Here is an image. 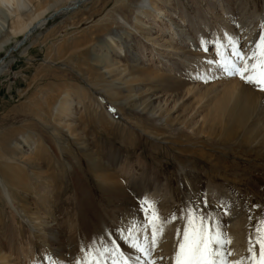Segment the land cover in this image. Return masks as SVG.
Instances as JSON below:
<instances>
[{
  "label": "rangeland",
  "instance_id": "rangeland-1",
  "mask_svg": "<svg viewBox=\"0 0 264 264\" xmlns=\"http://www.w3.org/2000/svg\"><path fill=\"white\" fill-rule=\"evenodd\" d=\"M73 1L24 0L23 25L48 19L27 40L3 19L0 264H57L68 242L67 255L97 264L150 259L164 244L176 253L189 213L212 234L235 230L253 264L264 221V99L253 91H264L218 67L215 45L250 55L264 24L256 39L244 27L264 0H88L50 18ZM207 56L208 75L196 68Z\"/></svg>",
  "mask_w": 264,
  "mask_h": 264
},
{
  "label": "bare ground",
  "instance_id": "bare-ground-1",
  "mask_svg": "<svg viewBox=\"0 0 264 264\" xmlns=\"http://www.w3.org/2000/svg\"><path fill=\"white\" fill-rule=\"evenodd\" d=\"M85 1H88V0H74L73 2H71V4L67 7V8H64V9H60L61 11H59L58 12V10L56 11V12H54V13H52L53 15L52 16H50V18H52V17H56V16H59L58 14L60 13H70V12H75L76 10V8H78V6L80 5V4H82L83 2H85ZM138 5H140L142 8L143 7H145L146 5H147V1L146 0H141V2H139L138 3ZM22 8H26V4H25V2H24V0H0V31H4V29H5V21H3V19L4 20H6V19H8V18H11V19H13L14 20V22H13V24H11V26H10V29H9V33L8 34H10V35H12V36H14V35H16V34H18V33H22L23 34V37H25V40H27L31 35H32V33H34V31L35 30H37V29H40V28H42L43 27V25L45 24V22L48 20L47 18H39L40 16H37L36 18H39V19H34L35 21L33 22V20L32 21H30L28 24H25V25H23L22 23H21V18H20V16H19V13L18 12H20L21 10L20 9H22ZM78 10V9H77ZM9 15H11V17H9ZM63 15V14H62ZM162 15V14H161ZM179 15V14H178ZM64 16V15H63ZM163 16V15H162ZM168 17V16H167ZM178 18L180 19V21L182 22L180 25H184V23H185V21H187L188 23H189V20H190V16L188 15V14H184V13H181V15L180 16H178ZM170 21V20H169ZM33 22V23H32ZM246 23H248V22H246ZM264 24V8H262L261 9V11L258 13V11H257V13H254L253 14V27L251 26V28L248 26V25H246V27H244L245 28V30H246V34L244 35V37H245V40H247V38L248 37H250L251 35H252V32H253V38H255L254 36V34H255V32H256V28H258L259 26H261V25H263ZM159 32H162L164 29H166L167 28V26L165 25V24H163V23H159ZM167 25H168V23H167ZM251 25V24H250ZM178 26V25H177ZM169 27H170V25H169ZM241 29L239 28V30L238 31H240ZM174 31V30H173ZM172 30H169L168 31V34L169 35H167L168 36V38L170 39V40H173V41H176L177 39V36L178 35H180V34H176L175 32H173ZM184 31V30H183ZM185 33V32H184ZM181 34H182V31H181ZM234 34V33H233ZM233 34L232 33H229V35L230 36H232V37H230V38H233V39H235L236 37L235 36H233ZM184 35V34H183ZM187 35V34H186ZM237 35V34H236ZM187 36H189V35H187ZM180 37H181V35H180ZM184 38V37H183ZM257 38V37H256ZM255 38V39H256ZM180 39V38H179ZM186 41H189V39H186V37L184 38ZM225 39V38H224ZM227 40H229V39H226L225 41H227ZM219 41V40H218ZM221 41V40H220ZM222 42V41H221ZM7 42H5L4 44H6ZM183 43V42H182ZM185 43V42H184ZM224 43H226L227 44V42H224ZM223 43V46L220 44V42L218 43V42H216V45H215V47H216V49L218 50V53H217V56L218 57H221V60L220 61H223V60H225L226 59V56H232L231 54L233 53V45L235 46V47H237V43L238 42H235V41H233V42H231L230 41V47L229 48H226L227 47V45H225ZM18 47V44L17 43H15L14 44V47H13V49H16ZM168 49H170L171 47L170 46H168L167 47ZM248 48V47H247ZM250 48V47H249ZM215 49V50H216ZM166 50V51H165ZM164 51L165 52H169L167 49H165ZM255 50V49H254ZM245 53V52H244ZM247 54V53H246ZM234 56V55H233ZM235 57V56H234ZM212 59V57H210V56H207L205 59L203 58H201V59H199V61L202 63V64H196L197 66H196V68L198 69L197 71H200V72H204V73H207V75L208 74H211L210 72L208 73L206 70H208V69H211V67L213 66V64H214V60H211ZM198 61V60H197ZM205 61V62H204ZM232 61H234V60H232ZM3 66H4V64H3V62H1L0 63V70H3ZM1 72V71H0ZM215 74H214V77L216 78V77H218L219 75H220V71L219 70H217V68H215V71H213ZM185 74V73H184ZM198 76H199V74H198ZM201 76V75H200ZM199 76V77H200ZM205 78V77H204ZM239 80H242L240 77H239ZM243 82V81H242ZM230 83H232L233 84V81H230ZM241 86V85H240ZM256 91L254 90L253 91V94H255V95H257V96H259V97H261L262 99H264V94H260L259 92L257 93H255ZM252 93H250V92H246L245 93V95H244V97H245V99L247 100V101H249V100H251L252 99V97H253V105L252 104H250L249 102H247V105L250 107V108H252L253 107V112L255 111V106H257V104H259V100L257 99L256 100V98L254 97V95H253ZM239 108H240V104H236L235 105V107H234V112H236L237 110L239 111ZM263 112H264V102H263ZM238 113V112H237ZM236 113V114H237ZM230 117V116H229ZM230 119V118H229ZM228 122H229V120H228ZM262 139H264V137L262 136ZM261 139V140H262ZM2 175H11V174H6V170L5 171H3L2 172ZM21 179H19V181H20ZM3 191H4V189H3ZM3 194H4V196H5V198L7 199V201L9 200V197H8V194L4 191L3 192ZM11 196V195H10ZM14 211V210H13ZM228 222H230V221H228ZM227 222V223H228ZM236 225H239L237 222L236 223H233V227L236 229V230H239L240 229V226H237L236 227ZM214 227V226H213ZM229 228V227H228ZM218 230V229H217ZM217 230H215L216 231V233H217ZM229 230V229H228ZM233 230V229H232ZM220 232V231H219ZM215 233V234H216ZM234 235H231L230 234V232H229V234H227V236L228 237H225V238H228L229 239V241H230V243H225V244H223V246H222V251H223V260H225L226 262H227V264H236V262L237 261H242V264H244V262L246 261V259H248V257L246 256V253H245V251H246V249H244V247H242V243L243 242H241V240H240V238H242V237H240V234L238 235V236H236V232H235V230H234ZM222 234V233H221ZM172 235V234H171ZM179 236V235H178ZM226 236V235H225ZM167 237V236H166ZM223 237V236H222ZM175 238V237H174ZM167 242V241H166ZM174 242V241H173ZM245 243V242H244ZM247 243V242H246ZM258 245V244H257ZM61 246L62 245H60V249H57V253H56V255L55 256H57L58 258L57 259H55V260H57V264H97V261L96 262H93V261H91L90 259L88 260V258H86L85 257V255L83 254V252H79V253H77V254H71V255H67V253H71V251H72V248L71 249H69V246H72L71 244H70V242H68L67 244H66V246H68V250H65L64 251V249H62L61 250ZM216 247H218V246H216ZM246 247V246H245ZM256 247V246H255ZM164 248V249H163ZM152 249V248H151ZM161 251H159L158 250V252H160V254H158V256H157V254H156V256H155V254H154V256H152V258H150V259H145V258H142V256H141V258L139 259V257H137V256H135V255H129V254H127L126 252H123L122 254H123V257H124V259H125V256H126V258L127 259H129V262L130 263H132V264H166V263H164V261L167 259V255L170 257V262H171V258L173 257H175L174 256V254H175V249H173L172 248V244H171V246L169 245V244H167V245H165L164 244V246H162V249H160ZM52 251V250H51ZM157 252V253H158ZM52 253V252H51ZM63 253H65V255H67V256H63L64 254ZM248 253V252H247ZM245 254V255H244ZM250 254V253H249ZM254 254H255V256H256V254H257V251L254 249ZM51 255H53V253L51 254ZM59 257H61V259H59ZM67 257V258H66ZM247 257V258H246ZM100 258V257H99ZM146 258H148L147 256H146ZM172 258V259H173ZM161 259V260H160ZM96 260V259H95ZM137 260H139V263L137 262ZM175 260V259H174ZM127 261V260H126ZM145 261H147L146 263H145ZM161 261L163 262V263H161ZM168 261V260H167ZM172 264L173 263H175V261L174 262H171ZM246 263V262H245ZM248 263V262H247ZM99 264H104L103 263V261H101ZM124 264V263H123ZM127 264H129L128 262H127ZM167 264H169V263H167Z\"/></svg>",
  "mask_w": 264,
  "mask_h": 264
},
{
  "label": "snow or ice",
  "instance_id": "snow-or-ice-1",
  "mask_svg": "<svg viewBox=\"0 0 264 264\" xmlns=\"http://www.w3.org/2000/svg\"><path fill=\"white\" fill-rule=\"evenodd\" d=\"M233 55L236 60H224L216 62L218 67L228 75H239L242 80L247 83L255 84L261 91H264V36L260 37L259 42L255 46V50L250 55L245 56L239 48L233 45ZM249 61H252L249 63ZM158 215L154 216L150 223L153 226V242L156 240V233L162 232L154 221L158 220ZM175 219V217H173ZM257 237L255 244L259 245V259L254 254V245L250 246L248 251L253 253V264H264V221H261V227L256 229ZM225 243H230L229 240L222 237L217 232L212 234L209 228L204 224L203 218L200 219L197 225L195 214H188V226L183 231V240L179 243L175 253V264H227L223 260L222 246ZM252 245V241H249ZM216 245L218 247H213ZM144 251L143 248L140 249ZM127 264V262H125ZM236 264H242V261H237Z\"/></svg>",
  "mask_w": 264,
  "mask_h": 264
}]
</instances>
